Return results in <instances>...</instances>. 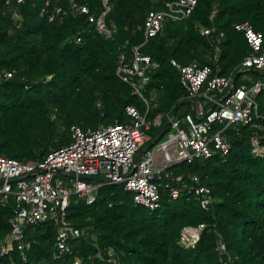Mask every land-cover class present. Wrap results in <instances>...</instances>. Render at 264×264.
Wrapping results in <instances>:
<instances>
[{
	"label": "trees",
	"instance_id": "16d2710c",
	"mask_svg": "<svg viewBox=\"0 0 264 264\" xmlns=\"http://www.w3.org/2000/svg\"><path fill=\"white\" fill-rule=\"evenodd\" d=\"M70 1L58 3L66 6ZM76 1L97 15L102 11L100 0ZM110 1L107 22L114 30L113 39L90 32L85 14L53 23L39 14L42 0L10 5L0 0V155L23 161L43 158L71 143L72 125L95 129L128 123L127 105L145 111L143 99L116 73L124 47L131 51L142 45V51L158 63L145 85L149 98L156 93L148 114L153 119L179 109L187 94L172 58L182 64L212 63L207 56L214 49L201 34L202 27H216L225 34L218 40L224 75L236 74L250 52L243 32L235 29L237 23L248 21L264 36V0H198L187 19L166 20L163 30L147 41L141 26L151 9H164L165 3ZM78 36L81 43L76 42ZM5 72L13 77H5ZM257 99L259 122L264 126V88ZM167 121L160 127L153 125L144 146ZM254 132L248 126L241 127L240 133L229 129L227 155L179 165L178 173H197L212 189L215 203L210 210L202 209L193 195L172 199L168 191H162L161 206L150 209L136 204L124 186L105 185L91 204L71 196L68 218L87 230L72 242L73 255L53 258L57 225L45 221L26 229L25 239L31 243L26 260L14 244L8 254L0 255V264H72L76 257L80 264H109L97 258L99 249L109 247L121 264H221L216 250L219 237L227 244L233 264H264V158L252 154ZM14 206L12 199L0 205V240L11 232ZM199 223L208 227L195 248L185 249L180 244L182 228Z\"/></svg>",
	"mask_w": 264,
	"mask_h": 264
},
{
	"label": "built area",
	"instance_id": "2783aa9c",
	"mask_svg": "<svg viewBox=\"0 0 264 264\" xmlns=\"http://www.w3.org/2000/svg\"><path fill=\"white\" fill-rule=\"evenodd\" d=\"M6 1L10 5L23 4L27 0ZM158 1L165 3V8L151 9L141 26L146 41L163 30L166 20L187 19L198 3V0ZM58 2L42 0L40 16L49 22L63 23L70 15L85 14L91 24L90 32L114 38V30L107 22L112 11L110 0H100L102 11L98 15L76 0H71L66 6ZM235 29L243 32L250 47L249 54L235 70L255 69L264 73L263 34L248 21L237 23ZM200 32L209 38L214 49V54L207 56L212 63L202 65L194 60L182 64L175 58L171 59L187 92L180 106L187 104L189 108L180 114V108L175 107L174 115L175 109L148 119L151 102L143 95L142 89L146 93L145 85L151 81L150 75L158 63L142 51V45L132 47L131 51L124 47L118 55L116 73L142 97L145 111L127 105L128 123L116 122L95 129L72 125L71 143L53 149L43 158L23 161L0 155V205L6 206L10 199L15 205L10 221L11 232L0 240V255L8 254L16 244L26 260L31 248V243L25 239L26 229L29 225L45 221H54L57 225L53 258L59 260L73 255L72 242L85 236L87 230L75 226L68 218L71 196L78 195L91 204L105 185L123 183L136 204L150 209H158L162 191H168L172 199L183 194L193 195L202 209L210 210L215 203L212 189L203 183L199 174L178 173L177 170L182 163L204 161L216 154L227 155L231 147L226 136L229 129L236 130V133L245 126L253 129L252 154L256 158H264V126L259 122L262 116L257 99L264 84L238 85L237 81L233 83L234 72L221 74L219 62L222 51L218 40L225 34L216 27H202ZM76 42L81 43L82 37L78 36ZM4 75L13 77L10 72ZM155 97L156 93L151 99L155 100ZM164 119L170 121L168 130L150 148H144L151 139L148 131L153 125L162 126ZM207 227V223L184 226L180 232V244L185 249L195 248ZM216 250L221 264H233L227 244L221 237ZM97 258L109 264H121L112 247L99 249ZM80 263L76 257L72 264Z\"/></svg>",
	"mask_w": 264,
	"mask_h": 264
},
{
	"label": "rangeland",
	"instance_id": "374dc122",
	"mask_svg": "<svg viewBox=\"0 0 264 264\" xmlns=\"http://www.w3.org/2000/svg\"><path fill=\"white\" fill-rule=\"evenodd\" d=\"M255 82H261V83H263L264 84V73L263 72H258V73H255V72H253V71H244L242 74H241V76H240V78H239V80H238V85H241V84H253V83H255ZM228 91V90H227ZM226 91V92H227ZM142 93H143V95L147 98V99H151V98H149V96L146 94V93H144V91H143V89H142ZM141 100H142V97H141ZM189 108V105H187V104H183L182 106H180V109H179V114L183 111V110H186V109H188ZM166 122V119H164V123ZM147 147V145L146 146H144V148H146ZM143 148V149H144Z\"/></svg>",
	"mask_w": 264,
	"mask_h": 264
},
{
	"label": "water",
	"instance_id": "95a60500",
	"mask_svg": "<svg viewBox=\"0 0 264 264\" xmlns=\"http://www.w3.org/2000/svg\"><path fill=\"white\" fill-rule=\"evenodd\" d=\"M251 71H253V72H255V73H258V72H260V71H258V70H255V69H252ZM241 72L240 71H238L235 75H234V78H233V83H235L236 81H237V78H238V76H239V74H240ZM176 113V108H175V110L173 111V115ZM169 126H170V121H168L165 125H164V127H163V130L161 131V133L156 137V139L149 145V147H151L154 143H156L163 135H164V133L168 130V128H169ZM2 182V181H1ZM118 186H123V183H119V184H117Z\"/></svg>",
	"mask_w": 264,
	"mask_h": 264
},
{
	"label": "crops",
	"instance_id": "0c3cea01",
	"mask_svg": "<svg viewBox=\"0 0 264 264\" xmlns=\"http://www.w3.org/2000/svg\"><path fill=\"white\" fill-rule=\"evenodd\" d=\"M155 139H156V138H155ZM155 139H154V140H155ZM154 140H153V141H154ZM151 143H152V141H151ZM151 143H150V144H151ZM150 144H149V145H150ZM149 145H147L148 148H150ZM147 147H146V148H147Z\"/></svg>",
	"mask_w": 264,
	"mask_h": 264
},
{
	"label": "clouds",
	"instance_id": "9594fccd",
	"mask_svg": "<svg viewBox=\"0 0 264 264\" xmlns=\"http://www.w3.org/2000/svg\"><path fill=\"white\" fill-rule=\"evenodd\" d=\"M168 122V121H167ZM153 142V141H152ZM186 226V225H185ZM218 252V251H217Z\"/></svg>",
	"mask_w": 264,
	"mask_h": 264
}]
</instances>
